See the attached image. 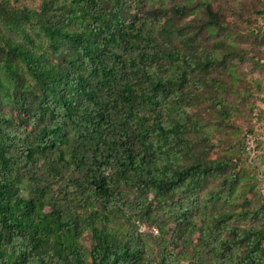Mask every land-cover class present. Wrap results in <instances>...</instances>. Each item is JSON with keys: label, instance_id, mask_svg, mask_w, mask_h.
<instances>
[{"label": "trees", "instance_id": "trees-1", "mask_svg": "<svg viewBox=\"0 0 264 264\" xmlns=\"http://www.w3.org/2000/svg\"><path fill=\"white\" fill-rule=\"evenodd\" d=\"M12 1L24 41L0 33V264H264L260 179L239 166L252 128L235 119L264 83L230 60L264 69V55L231 36L196 45L225 10ZM191 16L195 35L177 21ZM261 165L264 181V150Z\"/></svg>", "mask_w": 264, "mask_h": 264}, {"label": "rangeland", "instance_id": "rangeland-1", "mask_svg": "<svg viewBox=\"0 0 264 264\" xmlns=\"http://www.w3.org/2000/svg\"><path fill=\"white\" fill-rule=\"evenodd\" d=\"M21 1V0H18ZM38 0H27L29 4H33ZM184 0H142L146 6L158 5L163 3L166 5H173ZM213 2V7L223 8L228 17L229 26L224 30L219 31L216 37H211L208 30L205 28L196 37V45L203 49H212L214 47V40H225L228 36H231L232 40L237 43L238 47L244 49H253L254 51L261 52L264 55V0H210ZM18 2L9 0H0V33L13 38L16 41H24V32L18 29L16 26L9 23V15L12 10L16 7ZM203 17V16H202ZM182 26L187 27V32L191 35H195L197 28H193L191 23H193V17L188 19L177 20ZM23 30L30 33L34 42L39 44L45 41V37L41 32L40 27L24 23L22 25ZM49 46V45H47ZM232 65L245 77L256 78L264 83V69H261L259 65L255 63V60L251 56H245L243 59L233 56L231 59ZM263 62V61H262ZM224 74V69L221 70ZM228 77V74L224 75ZM264 96H260L256 100L257 110L256 114H248L247 117L241 116L239 118L235 117L238 123H250L252 132L244 128V132L249 131L251 136L250 146L252 151L248 152L240 157L239 166H244L255 172L260 179V191L264 195V181L261 171V155L264 150V102L261 99ZM224 129H229V127H224ZM228 141L236 149L239 148L238 141L233 137H228ZM211 184L206 186V189ZM119 191L123 194V197L127 199H134L136 196V189L120 188ZM140 225V230L142 232H152V228H149L145 224ZM169 227H173L172 223L168 224Z\"/></svg>", "mask_w": 264, "mask_h": 264}, {"label": "built area", "instance_id": "built-area-1", "mask_svg": "<svg viewBox=\"0 0 264 264\" xmlns=\"http://www.w3.org/2000/svg\"><path fill=\"white\" fill-rule=\"evenodd\" d=\"M251 136L249 134L246 135V149L248 152L252 151V147L250 146ZM157 232V231H155Z\"/></svg>", "mask_w": 264, "mask_h": 264}]
</instances>
